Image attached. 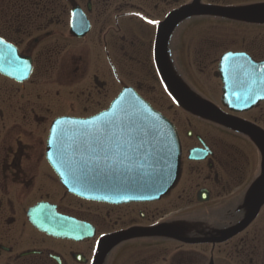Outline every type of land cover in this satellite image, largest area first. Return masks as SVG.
Instances as JSON below:
<instances>
[{
	"label": "flooded vegetation",
	"instance_id": "flooded-vegetation-1",
	"mask_svg": "<svg viewBox=\"0 0 264 264\" xmlns=\"http://www.w3.org/2000/svg\"><path fill=\"white\" fill-rule=\"evenodd\" d=\"M188 6L264 0H0V264H97L102 239L127 232L101 264H264V23L195 15L164 47L168 74L251 135L182 110L160 77L158 33ZM126 88L174 127L177 181L153 202L79 198L54 170L59 153L70 165L48 147L51 126L101 114ZM178 111L204 131H184Z\"/></svg>",
	"mask_w": 264,
	"mask_h": 264
},
{
	"label": "water",
	"instance_id": "water-1",
	"mask_svg": "<svg viewBox=\"0 0 264 264\" xmlns=\"http://www.w3.org/2000/svg\"><path fill=\"white\" fill-rule=\"evenodd\" d=\"M195 15H215L264 23V6L244 10L183 7L165 19L157 38L155 57L160 76L182 109L232 130L248 132L247 125L231 120L207 103L195 99L167 72L164 56L166 37L178 22ZM13 63L15 68L23 64L16 59ZM1 72L18 78L16 72L6 68ZM20 76V81L26 78L24 74ZM249 108L228 109L243 112ZM49 135V148L68 149L65 164L68 163L69 168L61 166L63 153L55 156L52 153L51 156L56 159L54 170L69 193L79 198L102 203L152 202L166 195L177 181L181 152L176 131L131 89H124L108 110L95 117L57 120L51 126ZM255 135L264 134L255 130ZM194 154L191 151L189 159ZM153 231L149 230L148 235ZM136 235L127 232L103 238L95 259L97 264H101L104 256L119 240Z\"/></svg>",
	"mask_w": 264,
	"mask_h": 264
},
{
	"label": "rangeland",
	"instance_id": "rangeland-1",
	"mask_svg": "<svg viewBox=\"0 0 264 264\" xmlns=\"http://www.w3.org/2000/svg\"><path fill=\"white\" fill-rule=\"evenodd\" d=\"M167 109H164L163 111L167 113L166 111ZM177 120L181 121L180 124H185L186 122L185 120H187V118L190 120L191 123V127L189 128H185L184 131L186 130H195V131H204V128L202 127V124H200L199 122L193 120L191 117H187L182 111H178V115H177Z\"/></svg>",
	"mask_w": 264,
	"mask_h": 264
},
{
	"label": "snow or ice",
	"instance_id": "snow-or-ice-1",
	"mask_svg": "<svg viewBox=\"0 0 264 264\" xmlns=\"http://www.w3.org/2000/svg\"><path fill=\"white\" fill-rule=\"evenodd\" d=\"M3 43V41L2 40H0V44H2Z\"/></svg>",
	"mask_w": 264,
	"mask_h": 264
}]
</instances>
